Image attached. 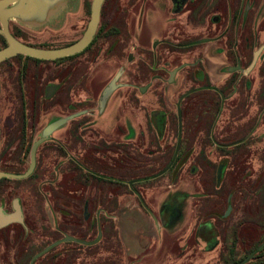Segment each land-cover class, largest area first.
I'll return each instance as SVG.
<instances>
[{"label":"flooded vegetation","instance_id":"obj_1","mask_svg":"<svg viewBox=\"0 0 264 264\" xmlns=\"http://www.w3.org/2000/svg\"><path fill=\"white\" fill-rule=\"evenodd\" d=\"M87 2L85 0L86 8ZM156 2L162 9L150 7L153 15L148 16V23H157L156 20L160 19L171 26V30L165 31V39L152 44V66L147 70L153 80L147 82L146 87H140L139 78L143 79L141 69L131 71L130 79L121 83V78L126 75V70L121 67L117 84L127 86L128 95L125 98L131 102L135 90L145 95L160 82L158 74H155L160 66L159 49L167 50L174 60L192 55L191 63L184 62L174 67L173 71L177 70L174 78H171L173 71L169 74L168 83L172 85L180 71L188 70V76L179 79L177 84L181 104V141L173 165L155 179L169 174V179L176 184L174 190L170 191L174 193L169 199L172 203H169L179 201L184 213L191 210L194 215L202 214L204 221L209 223L216 216L219 201L225 194H228L227 199L234 194L237 198L239 191L235 193L234 189L230 192L227 185L236 182L238 168L243 169L248 164L253 148L249 140L255 135L261 140L254 150L264 164V50L249 71L255 53L263 45L259 46L264 39V0ZM120 3L121 0L105 1L94 40L81 53L52 61L19 54L0 63L2 172L24 174L31 164L33 145L43 137L45 129L55 122L66 120L39 145L32 175L22 180H0V184L4 181L31 180L35 184L29 207L17 197L12 201V211H9L0 201L4 214L14 213V202L18 201L23 217V223L14 222L0 229V264H44L48 259L54 264H69L72 258L76 264L79 252L83 254L76 244H84V228L90 224L91 228L95 226L93 217L102 231L99 244L104 241L105 229L110 224L119 239L118 216L122 211L126 214L135 199L165 227L181 216L178 209L172 212L171 208H164L168 200L159 202L156 211L140 191L145 179L164 171L174 158L179 138L178 114L176 145L167 162L170 146L167 132L174 117L169 112L155 111L148 119L129 116L122 127L118 93L124 88L118 87L100 107V96L106 86L99 85L100 80H97L101 70L90 76L88 71L84 72V54L93 53L94 46L101 40L111 41L110 53H113L116 63L135 62L131 49L135 48L136 34L132 33L131 37V32L122 31L128 30L127 27L111 26L112 20L104 21L108 12L111 15L121 11ZM123 21L121 19V24ZM12 22L9 25L12 36L30 47L59 49L76 42L54 47L32 43L24 38L23 32L34 29ZM6 46V38L0 34V50ZM93 60L94 56L90 54L86 56L85 63ZM160 87L157 86L155 90H160ZM238 103L247 105V112L236 116L233 129L228 134L227 129L223 131L220 125L224 123L219 122L221 114L230 112L229 107L236 109ZM255 110H259L257 116ZM253 119L256 120L248 130ZM237 130L245 133L233 140L230 135L239 133ZM221 132L225 135H221ZM11 148L15 150L11 160L13 163H20L25 153H29L25 158L29 157V165L24 171L16 173L3 169V149ZM44 148L47 154L41 169V151ZM220 169L222 175L219 181ZM245 179L246 174L241 175L239 182ZM181 195L186 198L180 199ZM191 200L196 201L197 212L189 207ZM210 226L218 230L215 223H210ZM196 241L188 240L183 248H196ZM73 248L76 250L73 251ZM73 253L78 254L76 259L71 257ZM230 254L232 260V251Z\"/></svg>","mask_w":264,"mask_h":264},{"label":"rangeland","instance_id":"obj_2","mask_svg":"<svg viewBox=\"0 0 264 264\" xmlns=\"http://www.w3.org/2000/svg\"><path fill=\"white\" fill-rule=\"evenodd\" d=\"M87 1V8L85 7L84 1L82 15L70 18L71 23L60 24V27L56 31L53 30V25L43 26L31 31L26 29V32H23L25 34L24 38L29 42L49 47L66 46L77 41L82 37L90 19L89 4H91L92 0ZM157 3L156 0H121V11L111 15L108 12L107 17L104 19L105 22L112 20L111 26L119 25L121 27H127L128 30L124 29L122 31L126 33L131 32V37L133 36L132 33L136 34V40L133 43L135 48L134 50L131 49V53L135 57L134 63H116L113 60V53H110L111 41L101 40L94 46L93 53L89 52L84 54V72L88 71L90 76L94 72L101 70L97 80L109 83L122 67L126 70V75L121 78L122 83L130 79L129 73L131 71H140L142 69L143 74L141 75H143V79L141 80L138 77L140 80L138 85L140 87H146L147 82L153 80L152 74L147 70L152 66V44L155 41L165 39V31L167 29L171 30V26L163 23V20L160 19H155L157 23H148V16L153 15L149 8L157 6L162 9ZM121 19H124L123 24H121ZM262 44H264V39L260 41L259 46ZM98 49H101L100 52H98ZM90 54H93L94 60L86 64V56ZM158 54L160 60L158 64L160 66L155 74H158L160 82H157L155 86H161L160 90H155L156 87H154L149 89L145 95H141L137 89L135 90V97L129 102L125 98L128 95V90L126 88L121 89L118 93L120 95V122L122 127H124L129 116L133 119H139L141 117L148 119L153 111H169L172 117H174L173 124L170 126L169 137L167 138V142L171 147V151L169 152L170 160L177 140L176 104L179 97L177 84L179 79L188 76V70L180 71L178 78H176L177 80L172 85L168 83L169 74L175 66H180L184 62L191 63L193 57L192 55H185L176 57L174 60L167 53V50L163 51V49H159ZM119 65L120 67L118 68ZM246 106L244 103H238L236 109L229 107L230 112L225 111L221 114L219 122H224L220 124L224 129L223 131L227 129L226 132L228 134L232 131V127L237 119L236 116H239L242 112L246 113ZM4 107L7 109L5 103ZM10 109H12L11 106ZM258 111L255 110V116L258 115ZM124 117L126 118L124 119ZM255 120L253 119L251 124H249L248 130L251 129ZM227 127H230L231 130ZM237 131L239 133H235L236 136L233 133L230 135L233 140L245 133L242 130ZM217 133H220V131ZM223 134L225 135L224 132H221V135ZM216 137L221 139L218 134H216ZM37 138L38 136L36 135L35 139ZM260 140L258 135H255L253 139L251 138L249 140V143L253 146L252 150L257 148L258 141ZM262 144L264 145V139L262 140ZM252 150L250 151L252 155L250 154L246 167L243 169L237 167L239 170L238 180L232 182L231 185H227L229 188L228 191L232 192L234 189H236L235 193L239 191L237 198L234 194L231 198L227 199L228 194H225L226 196H223L222 200H217L221 203L217 208L216 216L210 220L211 222L207 223L204 221L205 217L202 214L199 215L196 213L194 215L191 210L184 213L181 202L179 201L170 204L172 202L169 199H171L174 193L170 191L174 190L176 184L172 183L168 174L158 179L143 181V185L140 186L143 189H140V191L144 193L145 201L148 200L152 205L151 207L155 208L156 211H158L157 205H159V202L168 200V204L164 208H171L172 212L178 209L179 213L181 212V216L174 219L172 225L165 227L154 214H151L152 212H149L148 209H143L135 199V201L133 200L132 208L127 209L126 214L122 211L123 213L120 215L119 239L117 232L113 230V225L110 224L105 229V237L102 243H98L101 239L99 237L101 231H99L98 237L94 242H91L94 240L93 234H88L89 236L84 237L87 244H76L79 249L83 250V254L81 255L79 252L78 256V254L73 253L71 257H75L76 259V256H78L76 264H226L227 260L230 261L231 259V251L233 258H241L264 237L262 224L264 223V164L259 160L256 150ZM14 153L15 150L12 148L10 150L3 149L2 167L4 170L19 173L28 167L29 157L26 160L25 158L29 153H25V158L20 163H13L11 160ZM46 154L47 150L45 148L42 149L40 159L41 169L44 167L45 163L43 159ZM41 169L39 171H42ZM241 169L243 172H240L242 171ZM245 174L246 179L243 182H239L240 176ZM34 186L35 184L32 180L27 182L4 181L0 184V201L2 200L5 203V207L9 211H12V201L17 197L23 200L26 207H29ZM260 190L263 192V195L260 194ZM182 197L186 198L183 195L179 198L183 199ZM195 202L191 200L189 207L195 208L194 212H197ZM229 202L232 205V210L229 216L224 218L229 207ZM197 205L199 206V204ZM210 223H215L218 230L212 229ZM196 224L197 226L193 227ZM198 229H200L199 233L197 232ZM202 233H204V237L207 240L204 243L202 241L205 238L201 236ZM201 238L204 240H200ZM193 239L197 240L194 244L196 248L192 247L194 248L192 249L187 246L183 248L187 245L188 240L192 241ZM75 250L73 248V251ZM179 251L181 252L179 253ZM50 260L48 259L44 264H54V262H49ZM75 261L72 258L69 264H74ZM247 264H264V254L254 259L252 258Z\"/></svg>","mask_w":264,"mask_h":264},{"label":"water","instance_id":"obj_3","mask_svg":"<svg viewBox=\"0 0 264 264\" xmlns=\"http://www.w3.org/2000/svg\"><path fill=\"white\" fill-rule=\"evenodd\" d=\"M106 0H93L91 4V15L90 20L87 25V29L84 32L83 36L76 41L75 43L59 48V49H40L35 47H30L18 41L16 38L12 36L9 30L10 21L19 23L23 26H39L43 24L47 19V14L51 8H54L56 5L62 2V0H0V34L4 35L7 40V46L0 50V63L4 62L7 59H10L16 55L22 54L26 56H30L33 58L41 59V60H57L64 57L73 56L79 54L86 50L94 40V37L97 33L99 23H100V15L102 6ZM264 50V45L260 47V49L255 53L253 62L249 67V71H251L259 58L260 53ZM177 70L171 73V78H174ZM121 73H118L110 85L105 89L100 106L103 107L104 102L110 96V94L118 88L116 85L117 80L120 78ZM178 116H179V138L177 149L175 151L174 158L171 164L159 174L147 178L145 180L155 179L159 176L165 174L169 168L175 162L176 156L178 154L179 145L181 141V114H180V103H178ZM66 120H61L53 123L48 126L43 134V137L35 142L33 148L31 150V164L28 170L24 174H12L2 172L0 169V180L3 178H10L14 180H22L28 178L35 170L36 167V152L39 145L46 140L47 135H49L54 129H56L59 125H62ZM0 150H1V123H0ZM219 181L221 180L222 170H219ZM14 210L15 212L12 214H4L3 209L0 208V229L8 226L11 223L19 222L23 223V217L21 212V207L18 201L14 202ZM232 205L229 202V207L224 215V218H227L231 213ZM101 237V233L100 236ZM74 240V239H69ZM87 244V242H84ZM90 244V243H88ZM264 249V243L255 249L252 253H250L247 257L243 259L239 264H247L258 252Z\"/></svg>","mask_w":264,"mask_h":264},{"label":"crops","instance_id":"obj_4","mask_svg":"<svg viewBox=\"0 0 264 264\" xmlns=\"http://www.w3.org/2000/svg\"><path fill=\"white\" fill-rule=\"evenodd\" d=\"M85 1V0H84ZM84 1L82 2V0H62L61 3H59L58 5H56L54 8H51L47 14V19L46 21L39 25V26H30L28 28H33V29H36V28H41L43 26H48V25H53L54 26V31H56L59 27H60V24H68V23H71L70 22V18H75V17H78L80 15H82L83 13V6H84ZM86 7V5H85ZM85 13V11H84ZM89 23V22H88ZM19 24V23H17ZM21 25V24H19ZM23 26V25H22ZM26 27V26H25ZM264 45V44H263ZM262 45V46H263ZM118 73H122V70H120ZM116 73V75L118 74ZM121 76V75H120ZM116 76L113 77V79L115 78ZM113 79L109 82V83H104L100 81V84L99 85H106L104 87V90L102 91L101 93V96H100V103H101V98H102V95L105 91V89L110 85V83L113 81ZM119 80V79H118ZM176 81V80H175ZM116 85L118 87H122V88H127V86H122L120 84H117L116 82ZM116 90V89H115ZM114 90V91H115ZM113 91V92H114ZM113 92L110 94V96L107 98V100L112 96ZM107 100L104 102V105L105 103L107 102ZM178 103H180V101L177 102L176 104V108H177V111L176 113L178 114ZM103 105V106H104ZM101 107V106H100ZM180 107H181V104H180ZM181 110V109H180ZM155 112V111H153ZM165 112H169V111H165ZM171 129V128H170ZM169 129V131H170ZM169 131L167 132L169 134ZM168 143V142H167ZM169 144V143H168ZM170 145V144H169ZM171 151V147L169 146V149H168V153H167V157H166V160L167 162H169V152ZM172 157V156H171ZM119 220H118V225H119V222H120V215L118 216ZM92 221L94 222L95 221V226L91 228V224L84 228V237L85 236H89L90 234H93L94 236V240H92L91 242H94L96 241L97 237H98V233L99 231H101V227L100 225L98 224V221L96 220L95 216L93 217ZM84 225L85 222H84ZM102 232V231H101ZM89 234V235H88ZM85 239V238H84ZM85 242V240H84Z\"/></svg>","mask_w":264,"mask_h":264},{"label":"trees","instance_id":"obj_5","mask_svg":"<svg viewBox=\"0 0 264 264\" xmlns=\"http://www.w3.org/2000/svg\"><path fill=\"white\" fill-rule=\"evenodd\" d=\"M89 7H90V4H89ZM102 30H103V29H102ZM102 30H101V31H102ZM260 194L263 195V192H262L261 190H260ZM262 224H263V231H264V223H262ZM201 236L204 237V233H202ZM255 236H256V235H255ZM204 238H205V237H204ZM205 239H206V238H205ZM238 241H239V239H238ZM240 241H241V240H240ZM263 243H264V237H263L259 242H257V243L253 246V248H252L249 252H247L244 256H242V257L239 258V259L233 258L232 260L228 261L227 264H239L241 261H243V259H244L245 257H247L250 253H252L255 249H257V248H258L259 246H261ZM261 254H264V249L261 250L260 252H258V253L253 257V259H254L255 257L261 255Z\"/></svg>","mask_w":264,"mask_h":264}]
</instances>
